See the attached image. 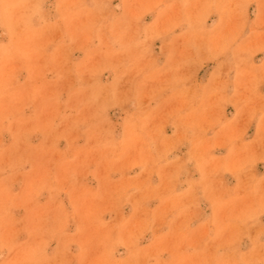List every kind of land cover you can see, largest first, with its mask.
I'll return each mask as SVG.
<instances>
[{
    "label": "rangeland",
    "instance_id": "374dc122",
    "mask_svg": "<svg viewBox=\"0 0 264 264\" xmlns=\"http://www.w3.org/2000/svg\"><path fill=\"white\" fill-rule=\"evenodd\" d=\"M0 264H264V0H0Z\"/></svg>",
    "mask_w": 264,
    "mask_h": 264
}]
</instances>
